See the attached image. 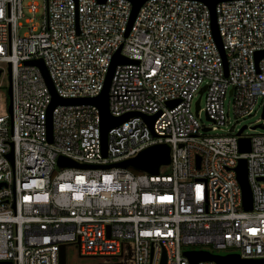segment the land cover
I'll return each mask as SVG.
<instances>
[{
	"label": "built area",
	"instance_id": "built-area-1",
	"mask_svg": "<svg viewBox=\"0 0 264 264\" xmlns=\"http://www.w3.org/2000/svg\"><path fill=\"white\" fill-rule=\"evenodd\" d=\"M32 1L0 0V64L10 68L12 93L11 115L8 102L0 115V263L59 264L66 245L80 258L128 264H190L186 251L264 264V134L216 133L226 128L227 96L237 120L261 99L263 110L264 58L255 57L264 52V0L215 6L225 61L198 1L146 0L128 33L129 0H42L38 22L26 17L41 12ZM117 53L133 63L115 67L108 111L138 116L108 131L104 156L98 109L57 106L49 142L51 95L27 63L43 61L58 97L93 99ZM203 87L205 108L194 115ZM153 116L149 128L143 117ZM241 139L250 152L240 153ZM160 144L170 147V165L158 176L99 168ZM59 157L98 168L60 169ZM240 159L250 211L236 179Z\"/></svg>",
	"mask_w": 264,
	"mask_h": 264
},
{
	"label": "water",
	"instance_id": "water-1",
	"mask_svg": "<svg viewBox=\"0 0 264 264\" xmlns=\"http://www.w3.org/2000/svg\"><path fill=\"white\" fill-rule=\"evenodd\" d=\"M98 1H105V0H98ZM132 4V12L130 21L128 24L127 33L129 32L133 21L136 17V14L142 5V3L146 0H129ZM200 3L205 4L211 16V29L213 39L220 50L221 56L225 61L224 52L222 50L221 39L218 34V29L216 25V16H215V6L221 2H228V1H236V0H194ZM126 33V35H127ZM262 58H264V52L256 54L255 61L258 63ZM133 63L123 57H121L118 53L114 55L112 59L111 66L105 78L104 88L101 94L98 97L93 99H62L58 97L55 92L54 86L50 80L49 74L47 69L42 60H35L28 62V65L35 66L39 69L42 78L46 87L48 88L50 95H51V104L48 108L47 112V133H48V140L51 142V135H52V112L57 106H69V105H81V104H89L96 107L100 114V134H101V141H102V152L105 156L106 154V143H107V133L110 129L119 126L124 121L129 119L133 116H138L137 114H129L125 115L120 118L112 117L108 111V92L110 87V82L114 73V69L117 65H125ZM1 75V71H0ZM8 81L9 86L7 90L8 96V113L11 115V103H12V93H11V77H10V68H8ZM205 87H203L199 92V98L195 102V114L199 110V103L201 99V95L205 91ZM232 91L229 93L231 94ZM157 116L153 117H143L145 123L149 128H152L154 121L156 120ZM261 118L264 121V107L261 113ZM246 127L240 129L238 135L244 131ZM261 129L264 130V126L257 125L252 127V130ZM239 148L240 153H248L250 152V143L248 139H241L239 140ZM8 159L12 162L13 156L12 154L8 155ZM170 165V147L167 144H160L150 146L143 151H141L136 157L125 160L122 162H118L112 165L102 166L99 168L102 169H110V168H122L127 169L130 168L135 170L139 173H145L149 176H158L162 168L168 167ZM197 165H199V159H197ZM57 167L60 169L64 168H75V169H96V166H82L73 163L70 160L65 159L64 157H59L57 159ZM236 179L240 186L242 192V205L245 211H250L252 209V193L251 189L247 180V168H246V160L240 159L238 162L237 167L235 168ZM1 187V185H0ZM183 256L189 261L190 264H197L200 261H214L217 264H263L262 261H249V260H241L237 255H226V256H218V255H211L208 252H197V251H186L183 253ZM0 264H9V263H0ZM59 264H67L66 261V245L60 246V253H59ZM161 264H165V258L162 259Z\"/></svg>",
	"mask_w": 264,
	"mask_h": 264
},
{
	"label": "rangeland",
	"instance_id": "rangeland-1",
	"mask_svg": "<svg viewBox=\"0 0 264 264\" xmlns=\"http://www.w3.org/2000/svg\"><path fill=\"white\" fill-rule=\"evenodd\" d=\"M29 2H31V0H28ZM32 2H35L38 6H39V10L41 11L39 14H36L34 16H31L30 14H26L27 18H32L34 17L36 22H38L41 18L40 15L43 14L42 10H41V6H42V0H33ZM25 31L22 30L21 33ZM0 68L2 69V74L0 75V115H5L6 114V103L8 102V96H7V90H8V86H9V81H8V68L5 64H0ZM198 98L195 99V102L197 101ZM261 100H259V103L257 105V107L254 109L253 113L249 116V117H245L242 119H235L233 112H232V107H231V98L230 97H226V100L224 102V106H225V112H226V128L222 129V132H216L217 134H225L227 133L228 129H230L233 132H236L238 130H240L243 127H246V130L244 131V134L246 135H253V134H264V130L261 129H255L252 130V127L257 126V125H263L264 121L261 118V113H262V106H260L261 104ZM194 102V103H195ZM264 103V101H263ZM200 109L204 110L205 108V96L202 97L201 101H200ZM193 114H195V107L193 106ZM197 119L199 121V123L201 125H204L205 127H207L209 125V121L207 120L204 111H201L198 113ZM215 133H211V135H213ZM67 264H99L100 260L97 259H82L79 260V258L77 257V253L74 247H67ZM210 250L209 248H205ZM213 253H217V254H224L223 252H213ZM76 260H78L79 262H75Z\"/></svg>",
	"mask_w": 264,
	"mask_h": 264
},
{
	"label": "trees",
	"instance_id": "trees-1",
	"mask_svg": "<svg viewBox=\"0 0 264 264\" xmlns=\"http://www.w3.org/2000/svg\"><path fill=\"white\" fill-rule=\"evenodd\" d=\"M132 172L134 173H139L135 170H132ZM168 173V170L167 169H164L163 170V174H167ZM99 264H128V262L126 260H121V261H117V260H105V261H99Z\"/></svg>",
	"mask_w": 264,
	"mask_h": 264
},
{
	"label": "flooded vegetation",
	"instance_id": "flooded-vegetation-1",
	"mask_svg": "<svg viewBox=\"0 0 264 264\" xmlns=\"http://www.w3.org/2000/svg\"><path fill=\"white\" fill-rule=\"evenodd\" d=\"M67 250H68V248H66V261H67ZM78 257V256H77ZM79 258V260H82V259H86V258H80V257H78ZM75 262H79L78 260H76ZM75 264H77V263H75Z\"/></svg>",
	"mask_w": 264,
	"mask_h": 264
}]
</instances>
